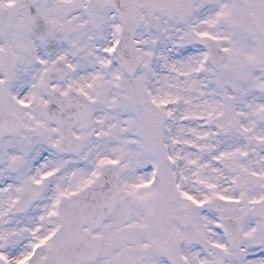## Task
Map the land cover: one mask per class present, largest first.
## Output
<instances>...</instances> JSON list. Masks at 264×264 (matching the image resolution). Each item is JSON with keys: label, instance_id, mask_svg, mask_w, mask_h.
I'll return each instance as SVG.
<instances>
[{"label": "snow or ice", "instance_id": "6c2138e0", "mask_svg": "<svg viewBox=\"0 0 264 264\" xmlns=\"http://www.w3.org/2000/svg\"><path fill=\"white\" fill-rule=\"evenodd\" d=\"M0 264H264V0H0Z\"/></svg>", "mask_w": 264, "mask_h": 264}]
</instances>
